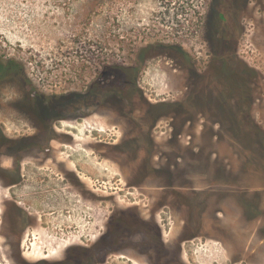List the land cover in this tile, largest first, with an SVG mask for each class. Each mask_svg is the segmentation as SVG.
I'll list each match as a JSON object with an SVG mask.
<instances>
[{
    "label": "rangeland",
    "instance_id": "obj_1",
    "mask_svg": "<svg viewBox=\"0 0 264 264\" xmlns=\"http://www.w3.org/2000/svg\"><path fill=\"white\" fill-rule=\"evenodd\" d=\"M144 47L155 57L142 61ZM0 63L21 65L45 95L83 93L51 113L76 118L71 105L95 104L81 126L59 125L77 144L54 143L94 171L85 176L96 189L68 193V232L27 240L29 257H55L60 242L82 243L95 226L101 234L127 210L165 237L195 235L182 246L186 264H264V0H0ZM115 65L137 68L144 93L118 95ZM21 88L0 82L12 136L30 131L14 106ZM11 196L0 184V214ZM0 264L11 261L0 254Z\"/></svg>",
    "mask_w": 264,
    "mask_h": 264
},
{
    "label": "flooded vegetation",
    "instance_id": "obj_2",
    "mask_svg": "<svg viewBox=\"0 0 264 264\" xmlns=\"http://www.w3.org/2000/svg\"><path fill=\"white\" fill-rule=\"evenodd\" d=\"M153 57L155 56L148 57L146 53L140 59L144 61ZM28 89L17 95L15 99L17 103L14 106L17 111L26 115L30 131L22 135H8L0 123V136L12 138L18 145L13 152L7 153L0 149V184L12 188V196L5 201L0 214V222L9 221L11 228L9 232H0V254L7 256L11 264H107L113 256L126 258L121 261L127 264H186L179 257L183 252L182 246L195 235L180 234L182 236L175 237V233H171V237H165L167 235L157 226L144 221L139 214L127 210L109 216L101 234L95 226V231L81 233L85 238L81 239L82 243L69 245L60 242L54 247L55 257H48L49 253L29 257L30 253L27 254L25 249L27 240L30 244L33 243L31 239L41 236L55 240L58 237H53L51 233L68 232L65 212L68 193L83 194L86 190L93 194L91 191H95L96 183L93 182L92 177H89L88 179L93 182L89 184L85 176L93 174L94 171H89L90 173L82 171L81 161L72 162L70 156L74 153H65L60 149V145L77 144V142L73 137V129H67L68 134L63 135L64 130L61 132L59 126L65 122L71 127L81 126L84 122L79 118L85 116L82 110L89 111L95 107V104L78 102L71 105V109L78 114L76 118L69 115L51 117L46 114L45 120H38L43 115L39 110L41 105L39 104L38 108L36 103L38 98L42 100L43 107H48L47 113L51 112V108L46 98L42 96V92L37 90L32 92ZM25 91L30 93L29 101H32L30 104L26 102ZM142 93H144L142 88L136 89L135 94ZM117 94L124 96L120 90H117ZM154 132V130L150 132L152 136ZM54 142L60 145L56 146ZM86 146L92 150L99 148L94 142ZM100 155L99 152H92L85 158L90 160L91 162L88 163L93 166ZM5 159L11 160L8 167L4 166ZM69 187L71 189H68ZM172 192L175 195V190ZM85 196L89 199L91 197L89 194ZM94 217L92 215L91 224L94 223ZM148 223L153 226L149 231L146 230ZM91 237L95 239L87 242L92 239ZM29 243L27 247H30Z\"/></svg>",
    "mask_w": 264,
    "mask_h": 264
},
{
    "label": "trees",
    "instance_id": "obj_3",
    "mask_svg": "<svg viewBox=\"0 0 264 264\" xmlns=\"http://www.w3.org/2000/svg\"><path fill=\"white\" fill-rule=\"evenodd\" d=\"M169 46V50L170 52H168V50L166 51V53L168 54H171L173 53V57H175V44H172V45H167ZM148 48L144 47L143 49H141V56H143L144 54H148ZM110 68H113L115 69L114 71V75H113V90L117 92V90H120L123 94H131V95H135L136 93V89L138 88L137 87V81L135 79V76H136V73H137V68L133 67V66H122V65H115V66H108ZM10 78H16V79H20V81L22 82L23 84V87L24 88H21V91H23L24 89L26 90L27 88L28 91H32V92H36V90L38 91V89L32 85L31 81L29 80V78L27 77V75L25 74V72L23 71L21 65L19 64H16V63H11L7 66H4L2 65V63H0V82L5 80V79H10ZM98 84V83H97ZM92 86V85H91ZM96 87V85H93V87L89 88L90 90L94 89ZM89 90V91H90ZM27 93V104H30V102L32 101H29L30 100V93L29 92H26ZM69 93H72V95H70ZM74 95H77V96H80V95H83L82 92H68V93H65V95H45L44 93H42V96L46 98V102L48 103V106L51 108H55L54 105L56 102H68L70 101L71 99H73L71 96H74ZM115 99L117 100L116 98V94L114 95ZM16 99V98H15ZM17 103V101L15 102V104ZM37 105H38V108L40 110V114H43L41 115L40 118H38V120H45L47 117H46V114L47 115H50L51 117L52 116H57L55 113H47L49 111L48 107H43L42 104V100L41 99H37ZM14 104V105H15ZM40 104V105H39ZM61 109V107H60ZM61 115H65V114H61L60 113V116ZM17 143H15L14 140L11 139H8V138H5L0 136V149L3 151V152H13L16 150L17 148Z\"/></svg>",
    "mask_w": 264,
    "mask_h": 264
}]
</instances>
